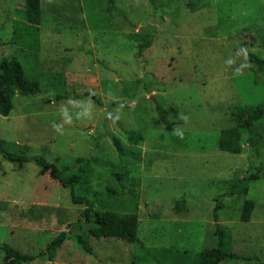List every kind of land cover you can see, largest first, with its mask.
Wrapping results in <instances>:
<instances>
[{
  "label": "rangeland",
  "instance_id": "rangeland-1",
  "mask_svg": "<svg viewBox=\"0 0 264 264\" xmlns=\"http://www.w3.org/2000/svg\"><path fill=\"white\" fill-rule=\"evenodd\" d=\"M112 1L42 0L43 52L36 60L37 54L10 44L13 21L25 19L24 2L0 0V61L17 58L43 89L16 96L10 116L0 115L6 150L59 167L92 159L78 163L86 177L77 195L94 191L108 210L135 212L140 220L139 243L90 237L94 255L69 234L55 264H196L217 242L216 199L232 252L255 257L222 264H264V179L247 195H225L250 168L264 167V118L255 125L256 147L244 136L240 155L218 148L222 130L235 126L234 107L264 108V68L252 71L248 56L264 61V0ZM150 30L153 45L138 57L139 36ZM86 93L102 106L82 99ZM65 95L70 98L58 99ZM133 132L142 135L137 145L127 138ZM113 138L138 149L140 161L124 165ZM125 170L131 174L123 192L117 174ZM247 200L256 209L244 223ZM18 205L62 207L72 221L84 209L50 172L1 158L0 244L39 255L66 230V221L59 224L55 214L39 223L16 219L10 209ZM48 263L44 256L29 264Z\"/></svg>",
  "mask_w": 264,
  "mask_h": 264
},
{
  "label": "trees",
  "instance_id": "trees-1",
  "mask_svg": "<svg viewBox=\"0 0 264 264\" xmlns=\"http://www.w3.org/2000/svg\"><path fill=\"white\" fill-rule=\"evenodd\" d=\"M25 4L24 21H13V36L10 44L18 46L21 52L39 54L41 50V25H42V0H22ZM113 2L112 0H110ZM151 1V0H150ZM154 34L152 30L144 32L139 36L138 57L145 50L152 47ZM250 68L257 72L264 68V61L252 54H248ZM149 88V87H147ZM43 92L42 85L38 78L31 77L25 66L17 58H5L0 61V115L9 117L14 110V98L16 96L30 97L37 96ZM80 97V96H79ZM70 95L58 97V99H69ZM92 100L96 105L102 106V103L94 94L86 93L82 97ZM158 112L162 114V108L158 106ZM232 118L235 126L224 129L218 142V148L222 152H228L234 155L242 153V142L244 136H248V143L256 147L260 140L255 137V125L264 118V108L258 107H234L232 109ZM131 144L137 145L142 140V135L131 133L128 137ZM113 144L119 154L120 160L124 165L138 163L140 161L139 151L136 148H128L118 138H113ZM1 158L8 159L13 164H22L33 162L40 168V174L50 172L53 180L61 183L62 187L68 189L71 202L75 206H82L80 216L72 221L69 211L62 207H46L32 205L29 208L14 206L11 213L16 219H26L28 221L39 223L48 220L52 215L58 217V223L64 224L66 221V230L57 235L48 245L46 250L39 255L24 254L8 244H0V250L4 253L3 264H29L38 257H48V264H55L58 250L63 246L69 237V234H75V240L80 248L89 255L93 254V248L89 242L90 237L101 239L107 237H119L128 244L139 243L138 232L140 220L134 213H123L114 210H108L103 200L99 198L98 193L88 192L83 195H77L76 188L86 177L85 170L78 168V163H93L90 158H77L73 167H59L48 162L42 157H27L23 152L14 154L6 150L4 141L0 138V166ZM78 168L76 174L68 176L70 172ZM130 171L117 174V181L121 189L126 191V183L130 176ZM264 179V167L258 166L250 168L242 177H238L229 188L226 196L247 195L252 183ZM138 204V201H136ZM178 206V204H177ZM25 208V209H24ZM22 209L23 211H20ZM223 209V204L216 199L214 208V235L217 239L216 245L202 250L197 255L196 264H222L227 259H235L244 262H251L255 257L238 255L231 250L232 236L227 228L222 227L218 221V213ZM256 209V203L247 200L244 203L241 220L248 223ZM106 233H110L106 234ZM179 264V263H178Z\"/></svg>",
  "mask_w": 264,
  "mask_h": 264
},
{
  "label": "clouds",
  "instance_id": "clouds-1",
  "mask_svg": "<svg viewBox=\"0 0 264 264\" xmlns=\"http://www.w3.org/2000/svg\"><path fill=\"white\" fill-rule=\"evenodd\" d=\"M240 52H241L242 54H245V55H246V52H245L244 49H241ZM226 63L231 64L232 61H231V60H228V61H226ZM61 115L65 118L66 122L70 119V118L68 117V114H67V112H66L65 110H62ZM87 115H88V109L86 108V109L84 110V116H87ZM57 130H58V129H57ZM178 134H179V133H178Z\"/></svg>",
  "mask_w": 264,
  "mask_h": 264
},
{
  "label": "crops",
  "instance_id": "crops-1",
  "mask_svg": "<svg viewBox=\"0 0 264 264\" xmlns=\"http://www.w3.org/2000/svg\"><path fill=\"white\" fill-rule=\"evenodd\" d=\"M41 44H42V41H41ZM40 51H42L43 52V49L41 48V50ZM39 54H37V55H35V58H36V60H37V56H38Z\"/></svg>",
  "mask_w": 264,
  "mask_h": 264
}]
</instances>
